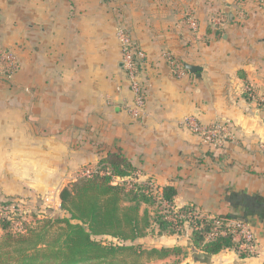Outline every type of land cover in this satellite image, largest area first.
Returning a JSON list of instances; mask_svg holds the SVG:
<instances>
[{
	"label": "crops",
	"instance_id": "obj_1",
	"mask_svg": "<svg viewBox=\"0 0 264 264\" xmlns=\"http://www.w3.org/2000/svg\"><path fill=\"white\" fill-rule=\"evenodd\" d=\"M263 8L264 0H0V47L20 63L11 82L0 81V201L32 207L53 192L57 210L84 167L120 152L136 182L174 187L177 208L231 216L255 237L253 257L207 255L191 251L190 230L152 228L140 244L185 252L159 264H264ZM119 29L145 55L137 117ZM166 53L181 63L179 77ZM189 117L225 123L231 138L212 149L183 126Z\"/></svg>",
	"mask_w": 264,
	"mask_h": 264
},
{
	"label": "trees",
	"instance_id": "obj_2",
	"mask_svg": "<svg viewBox=\"0 0 264 264\" xmlns=\"http://www.w3.org/2000/svg\"><path fill=\"white\" fill-rule=\"evenodd\" d=\"M6 52L0 47V54ZM171 61L182 67L175 59ZM7 75L6 63L0 59V81H8ZM251 94L246 93L248 98ZM81 171L88 175L79 176L59 193L62 215L28 221L16 209L9 218L0 219L4 233L0 264H150L184 255L178 246L140 244L152 228L158 236L182 237L190 230L193 252L217 255L235 250L242 258L255 254L240 251L239 243L226 231V222L235 219L204 215L192 205L177 208L174 187L159 191L150 182H136V170L120 152L110 153L94 167ZM115 179L119 180L116 184ZM10 205L17 208L13 201H0V206ZM144 205L154 207L153 216L141 211ZM17 222L22 224L21 232L15 230Z\"/></svg>",
	"mask_w": 264,
	"mask_h": 264
},
{
	"label": "built area",
	"instance_id": "obj_3",
	"mask_svg": "<svg viewBox=\"0 0 264 264\" xmlns=\"http://www.w3.org/2000/svg\"><path fill=\"white\" fill-rule=\"evenodd\" d=\"M212 22L218 25L223 24L222 19L217 21L213 20ZM189 24L193 30L196 29L194 21L190 20ZM116 38L121 51L122 67L128 77L130 83L129 88L133 95V105L129 108V113L132 116L137 117L144 107V97L140 80V72L145 62V55L139 48L135 47L132 38L124 30H117ZM164 57L170 65L173 74L179 77L182 74L181 66L174 65V62L171 61L172 59L169 54H164ZM0 59L6 63V69L8 72L7 77H9L16 70V59L9 52L0 54ZM183 126L192 134L198 136L203 144L215 150H220L221 148H223L231 138L230 128L225 123L204 125L199 123L195 118L189 117L183 121ZM262 148L264 149V146ZM87 175L88 172H82L80 176ZM117 180L118 179L114 180V184L117 183ZM15 210L16 207L14 205H10L9 207L0 206V219L9 218V215L12 214ZM225 227L226 231L232 233L233 240L239 243L240 251L244 253L256 252V242L254 234L246 223L241 220H231L226 222ZM15 230L17 232L22 231L21 222L16 223ZM223 233L224 230H221L220 234ZM211 237L212 235H210V238Z\"/></svg>",
	"mask_w": 264,
	"mask_h": 264
},
{
	"label": "rangeland",
	"instance_id": "obj_4",
	"mask_svg": "<svg viewBox=\"0 0 264 264\" xmlns=\"http://www.w3.org/2000/svg\"><path fill=\"white\" fill-rule=\"evenodd\" d=\"M10 54L13 57H15L16 65H17L16 70L13 72V74L10 75L9 77H7L9 79L8 81L11 82L13 80L14 75L19 70L20 63H19V58H18V56L15 53L11 52ZM79 176H77V178ZM16 204H17V208L16 209H18L19 213H21L24 216H26L25 219H27L28 221H31L35 217L41 218V217H43V215H49L50 214V215H56L57 216V215H62L63 214L59 210V208L57 210H55V208H53V205L54 206L57 205V203L55 205V196L53 195V192L52 193L48 192V194L46 196H44V195L41 196L38 199V201H36L32 205V207H29L28 205H22L19 201ZM14 206H16V205H14ZM3 235H4V233L2 232L1 227H0V238ZM150 264H159V263L157 261L156 262L154 261V262H151Z\"/></svg>",
	"mask_w": 264,
	"mask_h": 264
},
{
	"label": "water",
	"instance_id": "obj_5",
	"mask_svg": "<svg viewBox=\"0 0 264 264\" xmlns=\"http://www.w3.org/2000/svg\"><path fill=\"white\" fill-rule=\"evenodd\" d=\"M183 68L185 70L189 71L191 74H195L196 72L199 71V68L194 67V66H191V65H188V64H184L183 65Z\"/></svg>",
	"mask_w": 264,
	"mask_h": 264
}]
</instances>
